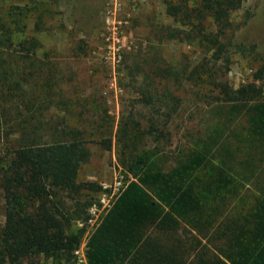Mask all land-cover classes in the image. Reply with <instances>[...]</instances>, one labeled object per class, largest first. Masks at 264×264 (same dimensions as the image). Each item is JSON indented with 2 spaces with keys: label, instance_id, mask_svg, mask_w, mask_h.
<instances>
[{
  "label": "trees",
  "instance_id": "1",
  "mask_svg": "<svg viewBox=\"0 0 264 264\" xmlns=\"http://www.w3.org/2000/svg\"><path fill=\"white\" fill-rule=\"evenodd\" d=\"M200 1L221 33L236 0ZM201 37L220 49V36ZM34 48L31 38L16 41L0 23V143L9 152L0 166V264L73 258L82 229L67 230L71 221L87 219L88 191L100 189L76 180L89 156L86 142L110 146L109 134L86 130L95 127L90 123L76 126L44 115L52 107H78L59 92L57 69L32 58ZM18 51H24L20 58ZM159 73L154 66L142 73L147 84L139 94L148 105L174 99L168 90L155 92ZM195 78L217 90L211 107L216 118L171 162L159 144L169 136L155 121L145 128L135 120L119 123V161L132 179L90 232L86 264H264L263 89L254 81L233 88L206 63L188 70L187 79ZM174 101L163 104L166 116L176 111ZM237 117L243 118L239 128L233 126Z\"/></svg>",
  "mask_w": 264,
  "mask_h": 264
},
{
  "label": "rangeland",
  "instance_id": "2",
  "mask_svg": "<svg viewBox=\"0 0 264 264\" xmlns=\"http://www.w3.org/2000/svg\"><path fill=\"white\" fill-rule=\"evenodd\" d=\"M200 3L0 0V23L16 41L23 36L33 40L36 48L32 58L57 69L59 92L67 103L78 107L68 111L52 107L44 115L52 119L61 116L76 126L90 123L95 129L87 131L110 136L108 149L86 142L89 156L77 171V181L96 182L100 189L88 191L91 203L86 212L91 220L87 217L84 221H71L67 230L72 233L82 229L73 258L59 263L35 256L23 258L19 264H86L87 238L103 214V207L107 202L111 205L122 183L132 179L119 161L115 141L119 123L135 120L145 128L155 121L169 136L159 142L169 162L180 148L203 135L216 118L211 107L217 104L218 94L206 80L187 79L188 70L206 63L217 78L231 87L254 81L262 87L264 96V0H236V6L228 10L226 27L221 33L210 12L204 11ZM208 33L221 37L220 49L201 37ZM226 36H230L229 41ZM23 53L16 52L18 58ZM153 66L160 72L155 92L160 95L168 90L174 99L160 97L154 105H148L139 92L143 93L142 87L147 84L142 73ZM176 99V111L166 116L163 104ZM242 123L243 118L237 117L233 126L239 128ZM147 137V144H153L151 136ZM7 146L0 143V166L9 156ZM65 202L72 203L69 199ZM2 205L0 191V224Z\"/></svg>",
  "mask_w": 264,
  "mask_h": 264
},
{
  "label": "built area",
  "instance_id": "3",
  "mask_svg": "<svg viewBox=\"0 0 264 264\" xmlns=\"http://www.w3.org/2000/svg\"><path fill=\"white\" fill-rule=\"evenodd\" d=\"M120 183V182H119ZM124 186V182L122 183V185H121V188L119 189V191H118V193L120 192V190L122 189V187ZM118 193H117V195H118ZM116 195V196H117ZM115 196V197H116ZM115 197H114V199H115ZM113 199V200H114ZM113 200H112V202H113ZM110 207V202H107V204L103 207V209H102V213H104L108 208ZM92 209V208H91ZM90 215H93V213L91 214L90 213ZM88 220L90 221L91 220V217H88Z\"/></svg>",
  "mask_w": 264,
  "mask_h": 264
}]
</instances>
